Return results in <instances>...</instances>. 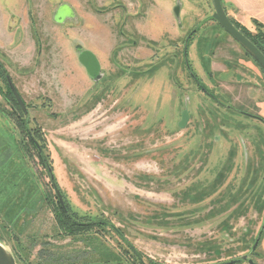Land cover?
Wrapping results in <instances>:
<instances>
[{
	"label": "rangeland",
	"instance_id": "1",
	"mask_svg": "<svg viewBox=\"0 0 264 264\" xmlns=\"http://www.w3.org/2000/svg\"><path fill=\"white\" fill-rule=\"evenodd\" d=\"M214 11L0 0V63L28 112L0 80V243L17 264H142L109 228L63 234L60 205L113 224L143 264H264V72Z\"/></svg>",
	"mask_w": 264,
	"mask_h": 264
},
{
	"label": "water",
	"instance_id": "2",
	"mask_svg": "<svg viewBox=\"0 0 264 264\" xmlns=\"http://www.w3.org/2000/svg\"><path fill=\"white\" fill-rule=\"evenodd\" d=\"M212 1H213L214 10H215L212 15L214 21L218 23V25L223 30H225V32L233 40H235L264 71V53L248 37H246L239 29L235 27V25L231 22L229 16L227 15L221 0H212ZM185 52H187V48ZM80 62L85 66V68L87 69L88 73L91 76H95L98 74L99 63L97 59L95 58V56H93L90 52H83L80 55ZM187 67L191 75L194 77L193 73L190 70L188 63H187ZM7 79H8L9 86L19 106L24 111V113L28 115L26 105L24 101L22 100L13 81L9 77H7ZM186 118H187V115L184 114V120H186ZM58 195H59L60 201L62 202L59 192H58ZM259 237L257 238L255 242L253 250H255V248L258 246ZM244 262H248L249 264H254V262L251 259H249L248 256L229 260V261H226L220 264H241ZM0 264H17L15 257L1 243H0Z\"/></svg>",
	"mask_w": 264,
	"mask_h": 264
},
{
	"label": "trees",
	"instance_id": "3",
	"mask_svg": "<svg viewBox=\"0 0 264 264\" xmlns=\"http://www.w3.org/2000/svg\"><path fill=\"white\" fill-rule=\"evenodd\" d=\"M223 6H224L225 11H226V7H225L224 4H223ZM229 18H230L231 22L235 25V27L237 29H239L246 37H248L264 53V25L259 23V22H257V21H254V24H255V26L257 28V33L254 35V34L250 33L244 26L239 24L236 20H234L231 17H229ZM247 55H249V54L247 53ZM7 76H9V75H8L7 71L4 69V65L2 63H0V80L4 81L8 85V88H10V86L8 84ZM207 94L209 96H212L208 92H207ZM8 95H9V97L12 100H14L13 97H12L13 96L12 95V91L10 89H9V94ZM24 121L25 122H23V123H24V126L26 128L25 132H26L29 140L31 141V143H33L34 149H37V151H38L39 147H40V144L32 136L31 130L28 128V119H27V117L24 118ZM51 180L54 182V178L53 177H51ZM60 210L62 212L60 213L61 217H59V222H60L59 225L61 227V230H62L63 234L76 235V234H79V233H82V232H85V231H89V229H91V228H93L95 226H98V227H101V228H109V229L113 230L117 235L120 236L122 241L125 242L127 244V246L130 248L131 252L139 259V262L143 264V262H141L140 255L137 254V252L135 251L133 246L126 240V238L122 234L121 230L117 229L113 224H110V223H107V222H104V221H99V220H88L86 224H79L78 220L75 218V216H77L76 213H72V212L70 213V211H68L62 205H60ZM259 240H260V237H259ZM107 263H109V262H107Z\"/></svg>",
	"mask_w": 264,
	"mask_h": 264
},
{
	"label": "crops",
	"instance_id": "4",
	"mask_svg": "<svg viewBox=\"0 0 264 264\" xmlns=\"http://www.w3.org/2000/svg\"><path fill=\"white\" fill-rule=\"evenodd\" d=\"M222 4L226 7V13L229 17L236 20L239 24L248 28L250 30L255 26L254 21H257L264 25V0H221ZM72 16L71 10L66 12V16ZM85 52H90L97 59L95 53L87 50ZM83 52L80 53V55ZM209 55L207 54L206 57ZM200 57V56H199ZM203 59V55H201ZM216 54L213 55V60L211 63V70L214 69ZM205 59V57H204ZM221 69V68H218Z\"/></svg>",
	"mask_w": 264,
	"mask_h": 264
},
{
	"label": "flooded vegetation",
	"instance_id": "5",
	"mask_svg": "<svg viewBox=\"0 0 264 264\" xmlns=\"http://www.w3.org/2000/svg\"><path fill=\"white\" fill-rule=\"evenodd\" d=\"M71 15H69L68 17H67V20L66 21H64V23L66 24L67 22H69V20H70V18H72V17H70ZM61 19H63V20H65L63 17L61 18ZM187 43V42H186ZM186 48V47H185ZM185 50V49H184ZM186 65H187V62H186ZM195 77V76H194ZM195 82L198 84V87L203 91V92H205L206 94H207V92L205 91V89L204 88H202L201 86H200V83L197 81V79H196V77H195ZM40 151H41V149H39Z\"/></svg>",
	"mask_w": 264,
	"mask_h": 264
}]
</instances>
